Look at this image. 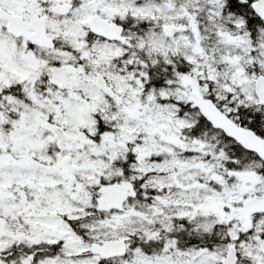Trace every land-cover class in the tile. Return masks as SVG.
I'll return each instance as SVG.
<instances>
[{"label":"snow or ice","instance_id":"snow-or-ice-1","mask_svg":"<svg viewBox=\"0 0 264 264\" xmlns=\"http://www.w3.org/2000/svg\"><path fill=\"white\" fill-rule=\"evenodd\" d=\"M0 264H264V0H0Z\"/></svg>","mask_w":264,"mask_h":264}]
</instances>
